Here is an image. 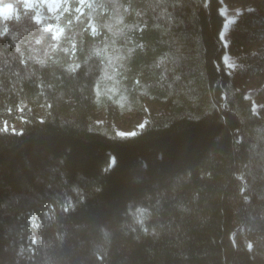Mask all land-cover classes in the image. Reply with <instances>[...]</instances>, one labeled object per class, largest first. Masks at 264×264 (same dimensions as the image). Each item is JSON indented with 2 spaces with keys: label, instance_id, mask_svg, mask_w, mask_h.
I'll use <instances>...</instances> for the list:
<instances>
[{
  "label": "trees",
  "instance_id": "1",
  "mask_svg": "<svg viewBox=\"0 0 264 264\" xmlns=\"http://www.w3.org/2000/svg\"><path fill=\"white\" fill-rule=\"evenodd\" d=\"M6 3L0 113L27 117L0 129V264H264V115L224 61L221 0ZM130 112L145 124L118 133Z\"/></svg>",
  "mask_w": 264,
  "mask_h": 264
},
{
  "label": "rangeland",
  "instance_id": "2",
  "mask_svg": "<svg viewBox=\"0 0 264 264\" xmlns=\"http://www.w3.org/2000/svg\"><path fill=\"white\" fill-rule=\"evenodd\" d=\"M65 0H25L26 4L31 7L40 8L42 5L48 7L50 11H57ZM94 0H79L81 9L84 6L91 5ZM221 12L224 15V24L221 31V38L226 51L224 53V61L229 70L234 74L239 88L253 102L254 111L264 115V23L260 20L254 23V28H258L260 32L255 33L247 40H242L238 46L232 47V29L236 19L246 9L254 8L259 4H264V0H221ZM11 6L9 16L15 13V8L11 3H6L0 6V16L3 9ZM41 10H38L37 18L41 19ZM47 27L54 29L55 34L61 32V28L52 23ZM25 103L17 110H8L0 113V129H21L27 112L24 109ZM147 112H155L161 110V106L149 99L145 102ZM41 111H44V105H41ZM103 112L96 111L95 117L103 120ZM148 114L139 115L135 112H130L124 116L112 119V124L120 134H131L140 129L146 122ZM251 244L258 242L264 247V236L257 232H249Z\"/></svg>",
  "mask_w": 264,
  "mask_h": 264
},
{
  "label": "snow or ice",
  "instance_id": "3",
  "mask_svg": "<svg viewBox=\"0 0 264 264\" xmlns=\"http://www.w3.org/2000/svg\"><path fill=\"white\" fill-rule=\"evenodd\" d=\"M25 6H26V7H31L30 4H26ZM10 11H11V6H8V7H6L5 9H3L2 14L4 15V18H5V19L8 18ZM6 31H7V29H5V32H6ZM95 33H96V30H95V28H93V34L95 35ZM96 54L98 55L99 53L97 52ZM77 68H79V65H78V64L75 65L74 67H71L69 70H70V71H75ZM137 83H139V81H137ZM97 95L99 96V93H98ZM5 130H6V129H5ZM139 211H140L141 219H139L138 222L142 224V223H143L142 216H143V212H144V210L141 209V210H139ZM145 231H147V229H145ZM249 247H251V245H249Z\"/></svg>",
  "mask_w": 264,
  "mask_h": 264
},
{
  "label": "bare ground",
  "instance_id": "4",
  "mask_svg": "<svg viewBox=\"0 0 264 264\" xmlns=\"http://www.w3.org/2000/svg\"><path fill=\"white\" fill-rule=\"evenodd\" d=\"M223 12V11H222Z\"/></svg>",
  "mask_w": 264,
  "mask_h": 264
}]
</instances>
